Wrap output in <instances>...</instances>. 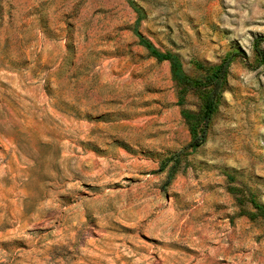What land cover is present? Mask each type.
I'll list each match as a JSON object with an SVG mask.
<instances>
[{
  "label": "rangeland",
  "instance_id": "374dc122",
  "mask_svg": "<svg viewBox=\"0 0 264 264\" xmlns=\"http://www.w3.org/2000/svg\"><path fill=\"white\" fill-rule=\"evenodd\" d=\"M134 2L193 77L240 53L206 142L168 182L202 100L127 0H0V264H264V0Z\"/></svg>",
  "mask_w": 264,
  "mask_h": 264
},
{
  "label": "trees",
  "instance_id": "16d2710c",
  "mask_svg": "<svg viewBox=\"0 0 264 264\" xmlns=\"http://www.w3.org/2000/svg\"><path fill=\"white\" fill-rule=\"evenodd\" d=\"M127 1L139 13L136 21L135 33L140 39V44L143 45L149 51L150 55L155 57L158 61H168L170 64L172 79L180 87L178 104L181 106L184 105L186 94L189 91L198 93L202 100V107L197 111L187 108H182L181 110V114L189 126L191 140L182 151L173 154L168 158L169 160H174V164L168 174L169 182L173 178L176 166L179 162V154L187 149L195 150L206 142L209 124L216 112L218 102L224 91L230 65L233 58L240 55V53L236 51L233 52L210 74L202 77H193L185 71L183 62L178 54L158 49L150 40L145 38L138 31V25L141 21V10L136 6L134 0ZM262 42H264V35H260L255 39L256 51L260 60L263 62L264 51L260 47ZM163 168L164 167H162L161 170H163ZM255 207L257 208V211L249 213L250 217H264V205L256 203Z\"/></svg>",
  "mask_w": 264,
  "mask_h": 264
}]
</instances>
